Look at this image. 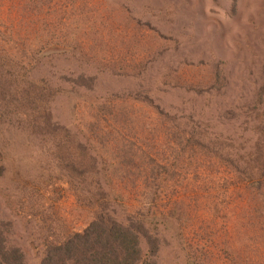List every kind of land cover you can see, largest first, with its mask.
<instances>
[{"label":"rangeland","instance_id":"rangeland-1","mask_svg":"<svg viewBox=\"0 0 264 264\" xmlns=\"http://www.w3.org/2000/svg\"><path fill=\"white\" fill-rule=\"evenodd\" d=\"M0 76V221L25 264L97 214L146 222L133 264H264V178L226 163L248 170L231 150L263 134L264 0H0Z\"/></svg>","mask_w":264,"mask_h":264},{"label":"trees","instance_id":"trees-1","mask_svg":"<svg viewBox=\"0 0 264 264\" xmlns=\"http://www.w3.org/2000/svg\"><path fill=\"white\" fill-rule=\"evenodd\" d=\"M217 89L220 90L221 87ZM6 90V85L2 86L0 76V99L2 98L0 102L14 96L12 87L8 91ZM9 92L12 94L9 95ZM22 117L25 121L27 116ZM46 122H48V119ZM33 127H37V123H34ZM46 127L55 131L56 129H62L63 126L59 123L52 124L49 122L50 128L47 124ZM42 130H39L38 134H42ZM35 132L37 133V131ZM176 141L178 144L182 142L180 138H177ZM194 143L200 145L197 138H194ZM243 145L244 147L242 146L237 150L235 148L231 151L236 155L238 162L247 165L250 162L251 165H248L250 168L248 170L238 169L236 162H226L227 166L237 167V172L244 181H253L254 175L259 181L264 178V129L261 137L254 134ZM230 146L233 147V144ZM212 148L214 149L216 146L211 147L209 151L213 150ZM80 149L83 150L84 146L81 145ZM225 156H228L225 161H232L230 153L225 154ZM67 160L71 169L73 168L74 171L80 170L82 175L86 172V166L93 169V166L89 163L80 164L79 159L70 160L69 157ZM251 168L253 170L252 176L248 175ZM94 169L98 171L97 167ZM103 172H106V170H103ZM145 223L143 220H133L124 225L111 216L106 219L104 215L97 214L95 220L85 231L72 234L64 241L49 246L47 255L40 264H133L134 261L140 258L142 253L140 249L141 236L147 238L149 242L151 241L150 243L153 242V235L144 228ZM11 236V223L0 221V264H25V258L21 250L12 246Z\"/></svg>","mask_w":264,"mask_h":264}]
</instances>
